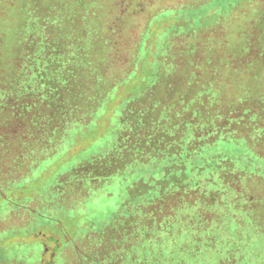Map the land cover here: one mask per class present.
<instances>
[{
    "label": "rangeland",
    "instance_id": "rangeland-1",
    "mask_svg": "<svg viewBox=\"0 0 264 264\" xmlns=\"http://www.w3.org/2000/svg\"><path fill=\"white\" fill-rule=\"evenodd\" d=\"M171 9H176L175 13ZM170 13L174 14L171 20L182 18L183 25L167 28L173 34L165 36L166 40L159 35L160 44L165 48L169 44L176 49L180 47L170 54L178 66L167 73L165 83L155 87L151 101L143 110L147 117L159 118L167 103H170V112L176 113L181 98L189 108L188 96L194 84L200 105L208 97L207 92L229 99L226 108L238 104L245 96L249 98L240 103L243 107L255 108L264 101V0H0V82L10 81L7 88H0V120L6 118V109L11 104L6 102L5 94L10 95L11 102L12 91V98L19 102L21 94L35 95L45 89L43 86L19 87L14 83L18 76L12 79L11 85V76L16 75L13 73L15 61L23 49H28L27 59L31 63L41 59L45 70L50 64L57 79L52 92L56 100L60 98L58 101L52 98L57 106L64 94L75 93L74 82L79 76L89 81L87 92L96 87H93L95 80L110 71L113 77H124L136 63L134 54L140 57L147 54L142 46L144 41L149 37L156 44L159 18ZM147 29L153 33H147ZM39 36H43L42 41ZM162 45L158 48L160 57L166 54ZM82 58L84 66L79 68L78 61ZM45 72L40 71L43 76ZM50 107L44 100L39 103L36 114L41 119L24 117L26 138L23 140L0 137V185L7 193L10 206L0 212V240H5L0 243V257L7 251L6 241L11 238V247L0 264H80V255L83 259V254L95 255L100 251L97 242L106 235L103 233L106 225L122 234L123 242L130 243L126 233L123 234L127 215L124 212L133 206H120L119 189L113 191V185L93 195L84 186L78 189L77 181V190L70 194L71 201L66 208L61 205L66 199L62 203L59 199L49 201L48 185L62 171L60 184L68 179L74 164H80L78 160L82 156L91 159L104 151V144L97 137V124L91 122L85 132L71 128L63 144H54L57 152L39 158L46 154V143L34 136L41 127L35 131L32 127L37 123L36 126L46 127L49 115L54 114ZM33 148L37 150V157H33ZM19 176L22 178L16 181ZM73 181L72 177L64 192L72 190ZM55 184L51 191L60 188L59 183ZM255 208L260 214L264 211V205L256 204ZM259 217L264 220V213ZM136 218L139 222L140 216ZM58 220L62 228L54 226ZM247 234L252 237L254 230ZM16 239L20 244L15 246ZM171 240L168 238V242ZM142 245L141 240L131 242L128 252L139 261L145 259L143 263H151V252L144 253ZM129 254L125 256L127 262ZM250 259L243 255L239 261L251 263ZM253 260H258L254 264H264V251Z\"/></svg>",
    "mask_w": 264,
    "mask_h": 264
},
{
    "label": "trees",
    "instance_id": "trees-1",
    "mask_svg": "<svg viewBox=\"0 0 264 264\" xmlns=\"http://www.w3.org/2000/svg\"><path fill=\"white\" fill-rule=\"evenodd\" d=\"M170 14L159 18L160 26L155 31L158 37L173 34L167 29L171 26L183 25L182 18L171 20L174 14ZM160 37L156 44L149 37L144 41L142 46L147 54L145 57L134 54L136 63L124 77H113L110 71L95 80L93 87H96L87 92L89 81L79 76L74 82L75 93L64 94L57 106L55 101L60 98L56 100L52 95L57 79L50 64L45 66L49 71L46 73L42 60L31 63L27 59L28 49H23L25 54L19 53L16 58L13 72L16 75L11 76V85L12 79L18 76L14 83L19 87L43 86L48 93L21 94L23 102H15L12 91L11 102L10 95L5 94L6 102L11 104L6 109V118L0 120V137L26 138L24 117L41 119L36 114L39 103L44 100L52 106L50 111L54 114L49 115L45 128L36 126L38 123L32 127L34 131L41 127L34 136L46 143V154L39 158L53 155L58 149H53L54 144H63L71 128L85 132L91 122L97 124V137L103 142L104 151L91 159L82 156L77 166L75 160V169L68 172V179L60 184L62 171L48 185L46 194L51 197L49 201L59 199L62 203L66 199L61 204L66 208L78 185V189L84 186L93 195L113 185V191L119 189L120 206H133L124 212L127 215L123 234L126 233L130 243L141 240L144 253L151 252L152 262L143 263L145 259L142 262L129 254L130 243L123 242V235L106 225L103 228L106 235L97 242L100 251L96 256L83 254V259L80 255L83 264H244L239 261L243 255L251 257V263L245 264H254L258 260L253 257L258 258L264 251V220L259 217L264 211L260 214L255 210L256 204L264 205V101L255 108L243 107L240 103L249 98L245 96L238 104L234 102L235 105L226 108L229 99L207 92L208 97L200 105L194 84L188 96L189 108L181 98V106L173 114L167 103L154 123L143 110L151 101L155 87L165 83L167 73L178 66L170 57L176 46L169 44L165 48L160 44ZM39 38L43 40V36ZM160 45L166 50L162 57L158 55ZM83 62V58L79 59V68L84 66ZM199 76L197 71V82ZM9 82L7 79L0 82V88H7ZM33 150V157H37V150ZM72 177L73 192H64ZM56 182L60 188L63 185L62 190L51 191ZM93 184L97 187L92 189ZM3 188L0 185V212L10 208ZM136 216H140L139 222ZM54 226L62 228L61 221H55ZM250 230H254L252 237L247 234ZM168 238L172 240L168 242ZM14 241L15 246L20 244L17 239ZM6 242L9 247L0 259L11 247V238Z\"/></svg>",
    "mask_w": 264,
    "mask_h": 264
}]
</instances>
